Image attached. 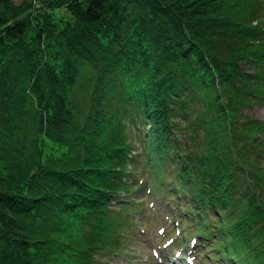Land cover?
Returning <instances> with one entry per match:
<instances>
[{
  "label": "trees",
  "instance_id": "1",
  "mask_svg": "<svg viewBox=\"0 0 264 264\" xmlns=\"http://www.w3.org/2000/svg\"><path fill=\"white\" fill-rule=\"evenodd\" d=\"M256 104L264 0H0V264H106L145 184L264 264Z\"/></svg>",
  "mask_w": 264,
  "mask_h": 264
},
{
  "label": "rangeland",
  "instance_id": "2",
  "mask_svg": "<svg viewBox=\"0 0 264 264\" xmlns=\"http://www.w3.org/2000/svg\"><path fill=\"white\" fill-rule=\"evenodd\" d=\"M11 1L19 3L21 0ZM250 114L254 120L264 123V104L254 105ZM127 133L136 143L137 133L132 126H128ZM140 168L141 161L138 160L133 165L136 176ZM170 178L167 175L165 184H171ZM176 192L172 189L168 194L153 195L144 187L131 194V200L138 201L135 205L139 207L138 212L129 213L135 228L121 227L120 252L107 255L102 261L106 264H221V261L214 263L211 249L206 250L198 240L196 246L193 244L194 220L181 196L173 200L172 194L175 197ZM206 243L209 245L210 241ZM229 264L237 263L233 261Z\"/></svg>",
  "mask_w": 264,
  "mask_h": 264
}]
</instances>
